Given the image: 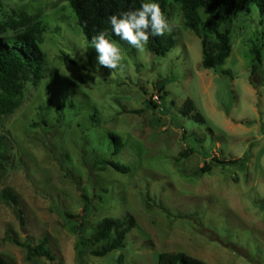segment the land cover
<instances>
[{
	"label": "rangeland",
	"instance_id": "obj_1",
	"mask_svg": "<svg viewBox=\"0 0 264 264\" xmlns=\"http://www.w3.org/2000/svg\"><path fill=\"white\" fill-rule=\"evenodd\" d=\"M166 17L176 42L164 56L118 43L123 70L97 71L66 0H0V23H21L10 34L36 28L43 52L41 80L0 116V264H157L163 252L264 264V16L245 4L229 18L232 50L218 70L202 67L180 5L167 1ZM106 217L134 226L95 257ZM41 241L51 259L29 258L26 244Z\"/></svg>",
	"mask_w": 264,
	"mask_h": 264
},
{
	"label": "trees",
	"instance_id": "obj_2",
	"mask_svg": "<svg viewBox=\"0 0 264 264\" xmlns=\"http://www.w3.org/2000/svg\"><path fill=\"white\" fill-rule=\"evenodd\" d=\"M77 18L78 25L91 44V40L100 33H104L109 39L116 40L123 47L129 46L125 41L112 32L109 18L119 16L123 12L137 10L147 0H66ZM167 1L155 0L160 5L161 11L166 16ZM180 5L184 25L190 29L200 40L202 46L201 65L204 69L218 70L229 56L232 50L228 20L233 17L237 10L245 4H255L259 13L264 16V0H171ZM208 13V18L203 20L199 15V9ZM21 26L20 22L0 23V116L11 114L18 108L23 100L24 87L26 84L38 83L42 78L43 52L37 43L36 28L23 32L12 33ZM224 27L223 30H220ZM208 35L213 40H208ZM176 39L170 33L160 37H151L146 48L157 55L164 56L175 44ZM255 61L260 62V56ZM257 64L252 65V74L256 71ZM223 72V71H222ZM163 86L157 87L160 90ZM150 104L152 101L149 100ZM155 106V105H154ZM192 108V101H187L181 108L183 114H188ZM202 121L198 115L194 117ZM112 138L114 152L118 153L122 147L121 140L116 135ZM120 172H127L129 167L119 163H111ZM206 164L199 169V173L211 170ZM5 200L15 202L14 196L7 189L3 190ZM84 221L90 213V203L85 195ZM70 217V215H67ZM134 226L131 217L125 219L103 218L94 228L93 240L95 242L106 241L99 248L91 251L95 257H102L109 252L123 246L124 238ZM87 243L83 242L86 246ZM28 257H45L51 259V254L44 241L36 245L26 244ZM157 264H206L205 262L191 257L182 252H163L158 255Z\"/></svg>",
	"mask_w": 264,
	"mask_h": 264
},
{
	"label": "clouds",
	"instance_id": "obj_3",
	"mask_svg": "<svg viewBox=\"0 0 264 264\" xmlns=\"http://www.w3.org/2000/svg\"><path fill=\"white\" fill-rule=\"evenodd\" d=\"M112 32L121 41L127 42L138 50H143L150 36L160 37L171 31L170 23L155 0H147L137 10H130L109 18ZM259 23L260 18H255ZM90 47L97 52V71L106 67L114 71L123 70V55L116 40H111L104 33L91 40ZM87 51V50H86Z\"/></svg>",
	"mask_w": 264,
	"mask_h": 264
},
{
	"label": "built area",
	"instance_id": "obj_4",
	"mask_svg": "<svg viewBox=\"0 0 264 264\" xmlns=\"http://www.w3.org/2000/svg\"><path fill=\"white\" fill-rule=\"evenodd\" d=\"M153 98H154V103L157 104L158 106H160V104H161V103H160V102H161L160 97H158V96L156 95V96H154Z\"/></svg>",
	"mask_w": 264,
	"mask_h": 264
}]
</instances>
